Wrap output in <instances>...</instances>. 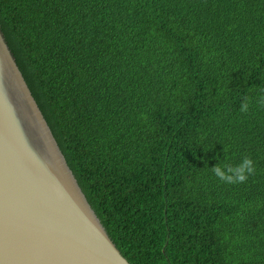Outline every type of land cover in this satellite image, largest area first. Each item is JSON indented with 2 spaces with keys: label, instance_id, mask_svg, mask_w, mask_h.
I'll use <instances>...</instances> for the list:
<instances>
[{
  "label": "trees",
  "instance_id": "trees-1",
  "mask_svg": "<svg viewBox=\"0 0 264 264\" xmlns=\"http://www.w3.org/2000/svg\"><path fill=\"white\" fill-rule=\"evenodd\" d=\"M0 28L130 264H264V0H0Z\"/></svg>",
  "mask_w": 264,
  "mask_h": 264
},
{
  "label": "water",
  "instance_id": "water-1",
  "mask_svg": "<svg viewBox=\"0 0 264 264\" xmlns=\"http://www.w3.org/2000/svg\"><path fill=\"white\" fill-rule=\"evenodd\" d=\"M0 264H130L82 192L1 28Z\"/></svg>",
  "mask_w": 264,
  "mask_h": 264
},
{
  "label": "clouds",
  "instance_id": "clouds-1",
  "mask_svg": "<svg viewBox=\"0 0 264 264\" xmlns=\"http://www.w3.org/2000/svg\"><path fill=\"white\" fill-rule=\"evenodd\" d=\"M258 103L264 105V95H262ZM249 108V99L248 97H244L241 103V112H247ZM213 174L220 179L222 182L229 184H237L246 182L248 177L255 173L254 162L251 157H244L239 164L231 165V164H221L218 163L212 169Z\"/></svg>",
  "mask_w": 264,
  "mask_h": 264
}]
</instances>
